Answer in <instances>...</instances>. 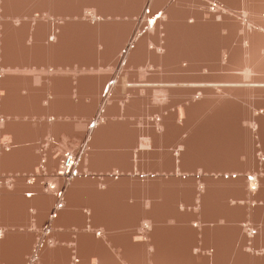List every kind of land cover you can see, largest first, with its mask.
I'll list each match as a JSON object with an SVG mask.
<instances>
[{
  "label": "bare ground",
  "instance_id": "6f19581e",
  "mask_svg": "<svg viewBox=\"0 0 264 264\" xmlns=\"http://www.w3.org/2000/svg\"><path fill=\"white\" fill-rule=\"evenodd\" d=\"M155 1L158 3L161 2V4L164 5L163 9L168 5L164 0ZM212 1L213 3L218 2L214 6V11H210V6H207L209 3L207 2V4L206 0H200L198 2L200 4L199 8H203L196 10L197 12L195 11V17L192 23L188 22V25L191 27L196 24L197 21L202 25H210L220 37V42L208 49V53L202 60V66L198 65V59H196L199 55L194 54L196 51H200V46L190 47V52H178L180 48L176 44H173L172 41L168 40L167 26L162 20L155 17V14L144 16L145 24L143 27H145V30L144 33H140L138 37L136 32H131L132 30H128L127 32L121 30L122 34L123 32L126 33L124 37L126 42L122 48L119 50L117 49L118 54H116L117 50L113 49L108 37L101 33V31H103V29H101L102 27H105L106 24H112L110 22L114 23V21H112V17L110 20L108 19L109 14L99 15L98 11L91 10L89 12L87 8L80 7L81 10L77 12L75 16L74 14L72 16L71 14L70 16L69 14L68 16L59 15L60 17H56L58 19L55 20L51 16L53 12L50 14L49 11H46L45 13L42 11L43 14L38 12L40 15L35 14L31 17L30 14L25 16L23 12L21 13L20 11L22 10L15 12L11 11V13L4 12L2 10L0 11V109L4 112L2 115L0 114V169L2 172H10L9 168L12 165V160L17 156L16 161L19 167H21L23 163L22 167L24 172L32 174L27 182L24 181L25 179H23L21 174L17 173H12L11 176H6L5 178L0 179L2 180V183L0 184V264H36V262L37 264H137L136 262L124 261V259H134L136 257H142L145 259L146 262L143 264H197L198 261L199 263L201 261L200 264H264L260 262V259H262V257L264 258V253L259 252L260 250L264 251V240L263 242L259 240L251 242L249 246L245 245L239 250H235L233 247L236 239L234 237V229L232 227H235L241 222V216L234 212L238 203L232 205L229 200L231 199L232 201H237L239 198L226 197V200L224 199L225 204L218 208V210L222 211V213L233 211V213L227 214L221 218H225L227 220L222 221L219 218L221 221L217 222L215 225L206 224L207 222L205 219H199V217L208 218V212L215 209L213 208L214 206L210 205L211 200L209 199V197L212 196V188L214 185L211 184L212 182L209 183L204 180V168L198 167L197 164L194 167H186L188 169L186 171H190L191 173L185 174L184 176L180 173L183 169L180 162L182 163L185 159L180 158L181 160H179L178 157L188 152L186 151L187 149H184V142L187 141L186 139L188 135L185 137L180 136V141L177 145L178 149H176L177 157L173 154V150L171 152H166L168 154V156L166 155L167 157L160 156V163H162L160 167L172 170L169 173L171 175H168L169 179L154 178L149 179L147 182V185H150L148 188L152 187V185L154 187V183L157 182H164L166 184L169 182L176 184V186H174L175 188H173L176 190V194L175 196L173 194L171 195L174 196V198H170L172 201L169 208H171L170 210L177 216L174 215L175 217H172L171 219L166 217L158 219L155 215L156 211L163 210V208L168 207H157L155 205L156 202L154 203L153 201L152 205H147L144 209V211L148 212V215H146L143 211H140L135 215L134 220L132 221V229L127 231H118L108 229L105 226L103 227V225L100 226V220L101 218H105V225L111 226L113 223L108 221L110 217H115L116 220L118 215L117 213L122 214L125 207L132 210L136 208L137 204H130L131 200H129V202L127 199L125 200L121 196V193H123L122 188L124 185L129 183H141V181L133 180L135 179L134 176L130 177L126 174L121 175V173H124L128 168H131V174H133V167H136V171H138V164L135 160V154L133 155L132 152L128 151V155L124 156L123 152L119 151V157L116 158L117 160L115 159L116 162L113 163L111 161L112 163L108 165L109 161H107V165L105 164L103 166L102 164H99V166H97L94 164L97 157H105L106 154L98 151L95 145L92 146V143L99 141L98 138L101 139L102 134H104L105 131L104 128L114 122L118 123L122 120H119V118L113 120V115L112 118L107 115V118L105 116V118L103 117L104 119H102V117L100 118L97 116L95 119L93 113L96 114V112L95 110H91L93 115L89 112L86 115L87 118L92 117L91 121H88V123L86 122L88 125L85 123L86 127L84 129L80 128V130H82H78L79 132L76 133V135L71 136L70 134L69 136H66L65 131H63L64 133H60L62 130L61 124L64 122L67 123V119L65 113H62L61 111L59 112V108H65L66 106L58 105V103H55L54 100V98L59 94V92H57L58 88H77L78 86H88V88H102V90H104L106 86L110 88L114 82V86H120L122 90L129 83L127 82L129 79L125 78L121 84H118L117 78L115 77L116 72L112 69L104 70L98 66L84 68L83 66L75 64L74 61H70V59L74 60L75 56H77V49L79 51L86 50L84 47H80V45L77 48L79 43H77V45H75L76 43L73 44L75 41L73 36L78 28H81V31H83L82 28H97V30L99 28L100 33L97 35L96 39L92 40L93 46L91 44V46L96 50L98 57H104V59H114L115 64L126 59V65L132 59L140 60L137 63H134L137 66L135 73L138 76L137 78L140 80H138V84L145 87H152L154 91L151 93L152 97H150V99L152 98V101H157L156 105L151 103L152 110L155 111L157 115L153 118L150 117L152 119H149V121L146 120L148 124L151 122V124L155 125L153 130L154 136H162L164 134L168 135L171 133V131H173V127L166 125L164 120L166 117H173L175 114L181 112L180 109H178L174 115H172L171 112H169V115L168 113L165 114L166 110L164 112V107H168L172 102L173 93H171L172 90L170 89H182L183 87L188 86L195 87L193 85L180 83H186L191 80L195 81L199 79L206 80V78L213 75L210 74V72L211 69L217 65V61H219L221 66L225 65L227 62L230 65L235 64L240 66L243 68V73L245 74H243V76L240 75L239 78L242 80L249 79L250 81L248 80V82L255 81L257 77L253 76L255 74L251 73H256V71L252 70V64H248V66L245 63V57H247V55L249 57L253 55L257 62L259 61L260 63H264V55H262V53L260 54V51H264V33L253 28V26H255L264 31V22L259 21L257 24L253 21V23L250 21L248 22V16L250 14L247 12H251L256 8V12L259 11V8L264 9V4H259L261 3L260 1L264 2V0H251V6L248 3L245 5H249L253 10L251 9L250 11V9H248L246 12L245 8V11H240V13L233 11L235 0H225L227 6L224 4L225 6L223 5L222 8L220 4L223 2L219 3L220 0ZM184 2H186V0H181V3ZM248 2L250 3V0ZM230 12L231 14H229ZM238 16L241 18H237ZM254 17L256 16L254 15ZM7 18H9V20H7ZM25 18L27 20H24ZM33 23L34 25H32ZM134 24L136 25V22H134ZM89 29L87 30L89 31ZM68 30H73L74 33L72 32L71 36H68ZM85 30L84 33L87 32ZM139 32L141 31L139 30ZM234 32H242V42L238 45L229 46ZM50 36L54 37L53 41H49ZM29 37L31 38V42L28 45L27 41ZM161 41L164 42L162 45L159 44ZM243 42H246L245 46L243 45ZM149 44H152L153 46L150 47ZM99 47H101V50H98ZM184 49L187 50L188 48ZM192 51L194 53H192ZM64 55H70L67 60L69 62L66 64H64V62L58 63L53 60L58 56H62L65 59ZM27 56L33 58L35 57L37 59H44L45 57H48V60L44 59V66L40 65V69H37V63L33 66L25 65L24 57ZM59 61H61V58ZM243 63L247 66H243ZM249 63H251V61ZM262 66H264V64H262ZM7 68L9 69L8 71L6 70ZM202 70H206V73H202ZM187 71H194L197 73L189 74L186 73ZM178 72H184L186 74L178 75L176 74ZM111 76H114L116 81L113 80V78L111 79ZM251 83L253 84V82ZM113 89L117 90L118 88L116 89L113 87ZM215 89L217 88L213 89L214 92L205 91L204 93H201L200 98L196 97V94L191 95L187 105L203 102L206 100L205 97L207 98L211 94H215ZM61 92L63 93V90ZM101 92V99L103 97L104 100L105 95L103 96ZM65 94L67 95L66 92ZM73 97L77 99L78 95L76 91L73 92ZM31 98L35 101L30 104L24 103L26 99ZM121 98H117V100H121ZM99 99L100 98L97 97L98 101L94 102L97 104L92 105L94 108H98L97 110H99L105 102ZM130 99L132 98L129 96L126 100L119 103L118 106L120 107V114H124L125 108L127 106L129 107L131 101ZM84 101L85 100L82 102ZM43 103H45V105H43ZM29 105L31 107L38 108L36 113L48 111L49 115L46 117L52 118V120H46L43 121V123L30 121L31 128L28 129L29 127H27V122L24 120V117L26 114L25 108ZM85 106L87 107V105ZM57 107L58 111H55L54 108ZM86 107L85 109H87ZM110 112L111 110L109 113ZM115 114L116 113H114V115ZM124 117H122L123 120ZM258 117V120H260L261 116ZM91 122L94 123L93 127L95 125L97 126L94 131H92L89 127ZM178 123L179 121L176 124ZM255 124L257 123L255 122ZM81 125H84V123ZM81 125L79 124V126ZM257 126L259 125L257 124ZM157 127H159V130L162 131L158 132ZM76 128L79 129L78 127ZM91 132H93L92 136ZM32 133L34 134L33 136H31ZM177 134H180V132ZM87 136H91L90 140H88L90 143V145L88 144L89 146H87V144H83ZM34 138L44 140L42 143L43 152H41V154L45 155L44 157L39 154L37 155L35 153V148L33 151L27 150L25 146H19V149L15 148L17 144L30 142ZM66 138L69 139L64 142L63 140ZM81 144L88 148L87 151H83L81 161H79V167L81 169L77 171V173L80 172L81 175H76L72 182L67 181L66 173L74 171V167H76L78 162L75 159L76 155L81 154V152H78V148L82 146ZM139 144H142L143 147H151L150 140L149 143L139 141L136 151L137 154L148 151L146 149H139ZM44 145L47 146L44 147ZM4 146L5 148H3ZM72 152H74V158L70 157ZM66 156H69V158L65 159ZM43 158L46 159V162L42 166L45 170L39 168L40 160ZM99 160L101 161V159ZM189 161H193V159L190 158ZM41 162H43V160H41ZM92 169L98 170V172L102 173L96 174ZM85 170L86 173H89L90 175H86L84 172ZM233 170H235V168L233 169L231 167H227L221 169L220 171L233 173ZM44 172L47 173V176L45 177H43ZM51 173H53V175H51ZM107 173H109V175H107ZM112 173H117L118 178L115 179L114 177L116 175ZM249 175H251L252 179L250 182H244L245 187L255 189L256 187H259L260 181L264 182V180H262L256 173ZM43 178H47L49 181L47 182L49 183V194L44 192V188L47 184H41L44 180ZM99 178H101V180ZM31 179H33V182L30 184L29 181ZM7 180H10V182L6 183ZM23 182H26V184H23ZM147 185H144V187H147ZM8 186H10V188H8ZM100 186L104 188H101ZM179 192H181V196L179 195ZM27 193H30V195L26 196ZM59 193L60 196L58 195ZM62 195L66 197L65 201L67 202V206H75L77 209L71 210L63 208L57 211L56 215L59 213V216L54 223L57 227L63 228V231L65 232L56 234L59 236L65 234L69 235V233H71L72 236L74 234L76 236L72 237L73 240L66 241L64 245H60L56 239H53V242H51V240H47V242H51L52 245H46L45 242V244L41 245L43 239L46 238V230L41 227L38 228V226H40L38 223L41 222L42 227L50 225L51 216H53L56 210L54 206L57 202L59 203V197ZM10 198L15 201L14 207H10L9 204H7V200ZM167 198L165 200H160L166 201ZM180 199H182L181 202ZM61 200H63V198H61ZM197 200L199 201L198 203H196ZM189 203H193L194 205L190 208V211H187L183 208L182 204ZM31 207H33L32 210L35 211L34 214L28 212ZM17 211H20L19 214H23V220L17 223L9 222V218L19 215L16 213ZM85 211L86 213H84ZM111 212L114 213L113 216L110 215ZM104 213L106 215H104ZM184 213L187 214L186 219L189 216L187 220L184 219V222L188 224L185 226H188V228L192 231V245L185 249L186 251L184 253H178V255L176 253L175 256H171V254L169 255V252H166L165 250L163 251L160 245L164 242V236L166 237L165 234H171L173 232L156 229V226H166L168 230L176 226L180 227L182 220L180 216L181 214L184 215ZM261 223L262 224L259 226V229L262 231L264 236V218L261 220ZM243 226L240 228V238L242 237L243 240L255 238L254 235L248 238V234L246 232L247 229ZM71 227H73V230L67 231L68 229H71ZM207 227H211L210 232L205 230ZM224 228H228L229 237L227 234L226 236L224 235L225 231L222 230ZM204 231L209 233L207 234L208 236L204 235ZM47 234H49V232H47ZM125 234L129 236L128 243H133L134 241L137 242L141 250L140 253L129 252L123 249L126 243L124 239ZM178 235L179 234L177 233L176 236ZM200 235H202L203 238L201 236V240L198 241L197 238ZM32 236H34V238H32ZM35 236L38 237V242ZM226 237H228V240ZM196 243L201 246H198ZM15 245L20 246L21 249H19L18 252L11 254V262H3V260L9 258L7 254L4 253L5 249ZM45 245L47 246V250L43 252V247ZM246 248H250L252 251H246ZM194 249H198V251L194 253ZM255 251H257V253ZM72 256H74V259ZM170 258H178L180 260L178 262L168 261Z\"/></svg>",
  "mask_w": 264,
  "mask_h": 264
},
{
  "label": "rangeland",
  "instance_id": "374dc122",
  "mask_svg": "<svg viewBox=\"0 0 264 264\" xmlns=\"http://www.w3.org/2000/svg\"><path fill=\"white\" fill-rule=\"evenodd\" d=\"M15 0H0V7L3 6V2L6 3H13ZM27 1V0H25ZM36 0L33 1H27L26 8H23L21 13L29 15L30 17L32 15L36 14V9L37 8V3H35ZM92 0H77V9L80 7L87 8V10L90 12L91 10L97 11L95 8L97 5H91ZM104 2L102 3L103 8H110L112 12H109L108 19L110 20L111 17L112 19L116 18H122L123 14L126 13V10L129 12H132V7H134L135 4H126L124 3V0H103ZM130 1V0H129ZM200 1V0H199ZM198 0H186V2L181 3V0H173L172 3L171 1H168L167 8L163 9V4H161V10L156 14L155 17H161L159 20H162L163 23L167 26L168 29V40L172 41L173 44H176L180 49L178 52H190L189 49L190 47H197L200 46V51H196L192 53L199 55L198 58V65L202 66L204 56L208 53V49L212 48L215 44H218L220 42V37L219 35L216 34L215 30L213 27L210 25H202L196 22L192 27L188 25L189 23H192L194 20V14L195 11L198 9H202L203 7L199 8V2ZM212 0H206V3L208 2L210 6V11H214L215 9V4L218 2H210ZM225 0H220L219 3L221 8L225 4ZM249 0H235L234 2V7L233 11H236L237 13H240V11H248L250 9L251 11V0L250 3L248 2ZM240 2V3H239ZM244 2V4H243ZM246 2V3H245ZM261 3L259 4H264V2L260 1ZM94 3V2H93ZM242 3V4H241ZM249 5H245V4ZM198 4V5H197ZM262 4V5H263ZM86 5V6H85ZM224 5V6H225ZM172 6V7H171ZM227 6V5H226ZM245 6V7H244ZM248 6V7H246ZM197 7V9H196ZM237 7V8H236ZM257 7V6H256ZM261 7V6H259ZM258 7V8H259ZM264 7V6H263ZM30 8V9H29ZM132 8V9H131ZM246 8V9H245ZM29 9V10H28ZM34 9V11H33ZM242 9V10H241ZM245 9V10H244ZM257 9V8H256ZM256 9H252L253 11L247 12L250 15L248 22H254L257 24V22H264V9L259 8L258 10L261 12H256ZM28 10V11H27ZM163 10V11H162ZM1 11V10H0ZM12 10H9L7 12L11 13ZM162 11V12H161ZM6 12V11H4ZM15 12V11H14ZM32 12V13H30ZM50 12V11H49ZM145 12L148 13L149 9L146 8ZM197 12V11H196ZM3 13V12H2ZM99 13V12H98ZM255 13V14H254ZM107 14V13H106ZM105 13H100L99 15H106ZM231 14V12L229 13ZM254 15L256 17H254ZM1 16V13H0ZM146 16V15H145ZM128 17V16H127ZM129 17H136V16H129ZM260 17V18H258ZM237 18H241L238 16ZM251 18V19H250ZM258 18V19H255ZM1 19V18H0ZM43 19V18H42ZM85 19V18H83ZM196 19V18H195ZM255 19V20H254ZM9 20V18H7ZM24 20H27L26 18ZM252 22V23H253ZM34 25V23L32 24ZM254 29L257 31H262L260 28H257L253 26ZM81 29V28H80ZM79 28L78 30L74 33L73 39L75 41L73 44L77 45V48L79 47H84L86 50L79 51L77 49V56H75V59L70 61H74L75 64L83 66L84 68L86 67H101L102 69H112L114 70L115 77L117 78V83L121 84L123 79H129L126 82V88L122 87L123 89L121 90V87L116 85L114 86V82L112 83L111 87L109 88L106 86L104 89L106 95L104 96L105 101L103 103V106L100 107L99 110L98 108H94L93 106L91 107H65V108H59V112L61 111L62 113H65L66 116V122L61 124L62 132L65 131V135L71 136L76 135L80 130V128H85L86 124L88 121H91V118H87V113H91L95 117V119L98 117H102V119L111 116H114L112 119H117L122 120L120 123H112L111 125H108V127L104 128V134H102L101 139L99 141L92 143V146H96L98 151H101L102 153L104 152L106 154L105 157H97V160L95 161V165L99 166L101 165H107V161H109L108 165L111 164L112 162H116V158H118V152L122 151L124 156L128 155V151L132 152L133 155L135 154V160L137 161V168L138 171H136V167H133V174H131V168H128L124 173H121V175L126 174L131 176H134L136 181H141V183H129L124 185L123 193H121L122 197L129 202L131 200V203L137 204L136 208L134 210L129 209L125 207V209L121 212L122 214L117 213V218L115 220V217H110L109 222H112L111 226H106L105 218H101V223L100 226L103 225L108 229L112 230H118V231H127L133 228L132 226V221L134 220V217L137 213L140 211H143L146 215H148L147 211H144L145 207L147 205H152L153 201L157 207H168V208H163V210H157L155 215L157 216L158 219H163V218H168L171 219L172 217L177 216L175 213H173L169 208V205L171 206V201L174 198L176 194V190L173 189L176 186L175 183H162V182H157L154 183V187H149L150 185H147V182L149 179H154V178H162V179H169L168 175L171 169L168 168H162L160 167L162 165L161 162V157L160 156H168L166 152H171L173 150V154L175 157H177L176 149H178V143L180 141V136L187 137V141L184 142V149H187L188 151L186 154L180 155L178 158L185 159L182 163L180 162V165L183 166V169L181 170L180 173L183 174H189L191 173L186 167H194L196 164L198 167H203V174H204V180L206 182L211 183L213 186V192L212 196L209 197L211 200L212 206H214L211 211L208 212V218H201L199 219H205L207 222L206 224H217L219 221H224L227 219H221L222 217L226 216L227 214H231L232 212H225L222 213V211H219L218 208L225 204V198L230 197V198H239L237 201H232L231 199L229 200L232 205L235 203H238V205L235 207V213L240 217V223L236 225L235 227H232L234 229V237L236 239V242L234 243V249H241V247L245 245H250L251 242H255L257 240L263 242V233L260 231L259 226H261V220L264 218V182L260 181L259 187H256L255 189H250L249 187H245V181L250 182L252 179L251 175L249 174H258L259 177L264 180V66L260 63L259 61L257 62L256 59H254L253 55L250 57L247 55L245 63L248 65L252 64V70H255L256 73H251L255 74L253 76H256V82H248L249 79H240V75L243 76V68L240 66H237L235 64L230 65L228 62L221 66L219 64V61H217V65L211 69L210 74H213L211 77L206 78V80L199 79L195 81H183L186 83H180V84H188V85H193L195 87H183L182 89H170L172 90L171 93H173L172 96V102L169 104V106L164 107V112L166 110V113L168 115L170 114L169 112L174 115V113L180 109V113L175 114L173 117H166L165 118V124L170 125V127H173V131L169 133L168 135L164 134L162 136H154L153 135V130L155 128L154 124H151V122L148 124L146 122L149 121V119H152L157 113L152 110L151 103L153 105L157 104V101L153 100L151 93H153L154 89L152 87H145L141 86L138 84V76L135 73L137 70V66L134 63H137L140 60H135L132 59L130 62L127 63L126 65V59L123 61H119L117 64H115V60L113 59H104V57H98L96 54V50L92 47V40L96 39L97 35L100 33V30L98 28L95 29H89V28H82L83 31H81ZM89 29V31L87 30ZM103 31H101L102 34L108 37V39L111 42V45L114 50H119L122 48L126 42L124 40L123 42V34L121 30H124L127 32L128 30H132L131 32H136L137 37L140 35V33H144L145 27H140V28H135V27H111V26H105L102 27ZM84 30L87 31L84 33ZM140 30L141 32H139ZM143 30V31H142ZM138 31V32H137ZM78 33V34H77ZM77 34V36H76ZM80 34V35H79ZM76 36V37H75ZM81 37V38H78ZM219 37V39H218ZM82 39V40H81ZM125 39V38H124ZM242 32H234L231 41L229 43V46L232 45H238L242 42ZM54 37L50 36L49 41H53ZM218 40V41H217ZM84 41V42H83ZM91 41V42H90ZM223 41V40H222ZM31 42V38H28L27 44L29 45ZM89 42V43H88ZM82 43V44H81ZM88 43V44H87ZM164 42L161 41L159 44H163ZM1 44V43H0ZM92 44V46H91ZM203 44V45H202ZM243 45H246V42H243ZM150 47H152V44H149ZM202 46V47H201ZM184 48H188L187 50ZM98 50H101V47L98 48ZM118 50L116 51V54H118ZM264 55V51H260V54ZM27 55V54H23ZM67 55L65 59L62 56H58L57 58H61V61H56L58 63H63L66 64L69 61ZM67 57V58H66ZM254 59H252V58ZM29 58V59H28ZM31 58V59H30ZM48 58V57H47ZM46 57L44 58L45 60H48ZM249 58V59H248ZM43 58H33V57H24V63L25 65H34L35 63L42 62L44 60ZM55 59V58H54ZM64 59V60H63ZM1 60V59H0ZM44 60V61H45ZM122 60V59H121ZM248 60V61H247ZM253 60V63H252ZM113 61V62H112ZM129 61V59H128ZM251 61V63H249ZM30 62V63H28ZM110 62V63H109ZM257 64H256V63ZM1 63V61H0ZM115 65H114V64ZM120 63V64H119ZM245 63H243V66H245ZM7 64V63H6ZM246 65V66H247ZM248 65V66H249ZM255 65V67H254ZM258 65V66H256ZM260 65V67H259ZM110 66V67H109ZM233 66V67H232ZM245 66V67H246ZM114 67V68H112ZM254 68V69H253ZM257 68V69H256ZM7 71L9 70L8 68L6 69ZM26 70V69H24ZM246 70V69H244ZM258 70V72H257ZM260 70V71H259ZM133 71V72H132ZM242 71V72H241ZM263 71V72H262ZM174 72V71H172ZM245 72V71H244ZM261 72V74H260ZM186 73L189 74H194L197 72L194 71H187ZM184 72H178L176 74L178 75H183L186 74ZM202 73H206V70H202ZM237 75V79H236ZM235 78H234V77ZM116 81V78L114 79V76H111V79ZM259 79V80H258ZM241 80V81H240ZM137 81V82H136ZM140 81V80H139ZM250 81V80H249ZM178 82V81H177ZM255 82V83H254ZM110 83V82H109ZM244 83V85H243ZM172 84V83H171ZM250 84V85H249ZM36 85V84H34ZM177 85V83H176ZM248 85V86H247ZM253 85V86H252ZM128 86V87H127ZM205 86V87H204ZM207 86V87H206ZM211 86V87H210ZM109 89H108V88ZM113 87H115L117 90H114ZM215 89V94H211L207 98L205 97L206 100H204L201 103H196L193 105H187L190 96L195 95L196 97H201V93H204L205 91H213ZM254 88V89H253ZM120 89V90H119ZM149 90V91H148ZM217 90V91H216ZM148 91V92H147ZM176 92V93H174ZM217 92V93H216ZM219 92V93H218ZM122 98H121V97ZM132 98L130 99V105L129 107L127 106L125 108L124 114H120L119 110V103H121L123 100H126L127 97ZM50 97V96H49ZM190 97V98H189ZM117 98H121V100H117ZM110 99V100H109ZM150 100V101H148ZM30 101V102H29ZM35 100L31 99H26L24 103L30 104L34 102ZM150 102V103H149ZM115 103V105H114ZM117 103V104H116ZM45 105V103H43ZM108 106V107H107ZM118 108H117V107ZM131 106V107H130ZM183 106V107H182ZM26 107V106H25ZM92 108V109H91ZM182 108V110H181ZM55 111L58 109L54 108ZM85 109V110H84ZM26 114L24 117V120L27 122V127L28 129L31 128L30 121L35 122V123H43V121L46 120H52V118H47L46 116L49 115L48 111H43L42 113H36L38 111V108L31 107L30 105L25 108ZM95 110L96 114L93 113L92 111ZM97 110V111H96ZM111 112L109 113V111ZM115 110V111H114ZM58 111V110H57ZM85 111V113H84ZM114 111V112H113ZM119 111V112H117ZM4 112L3 110L0 109V114L2 115ZM114 113H116L114 115ZM41 114V115H40ZM110 114V115H109ZM108 115V116H107ZM120 115V116H119ZM126 117H124V116ZM43 116V117H42ZM64 116V117H65ZM71 116V117H70ZM258 116H261L260 120ZM68 117V118H67ZM93 117V118H94ZM104 117V118H103ZM124 117V120L122 119ZM152 117V118H150ZM31 119V120H30ZM179 121L178 124H176ZM87 122V123H86ZM99 122V120H98ZM173 122V123H171ZM255 122L257 124H255ZM84 123V125H81ZM86 123V124H85ZM162 123V122H161ZM66 124V125H65ZM79 124L82 126H79ZM65 125V127H64ZM88 125V124H87ZM94 123L91 122L89 127L94 131L96 129V125L93 127ZM63 126V127H62ZM78 127L79 129H77ZM93 127V128H92ZM34 129V128H33ZM98 129V128H97ZM69 132H68V131ZM79 130V131H78ZM76 131V132H75ZM157 131L161 132L162 130H159V127H157ZM75 134H74V133ZM180 134H177L179 133ZM91 132V136H92ZM73 134V135H72ZM34 134L32 133L31 136ZM90 137L87 136L85 142H83L84 145L87 144V146L90 145L89 141ZM66 138L63 141H68ZM97 139V140H98ZM49 140V139H47ZM149 140L151 141V147H143L142 144H139V149H146L145 153H136L137 151V145L138 142L143 141L144 143H149ZM43 139L39 140H33L30 142H27L25 145L32 146L35 148V151L37 149L38 154L41 156H45L44 154H41L43 152ZM97 143V144H95ZM83 144L82 146L78 148V152H81V154L76 155V160L77 165L74 167L73 172H68L66 173V179L67 181H73L74 177L76 175H81V173H77L81 168L79 167V161H81V155L83 154V151H87L88 148L85 147ZM89 144V145H88ZM22 144L19 143L15 146L16 149H19ZM47 145H44L46 147ZM62 147V145H61ZM5 148V146L3 147ZM28 150V149H27ZM46 150V148H45ZM74 152H72L70 157H73ZM18 154V153H15ZM67 155V154H66ZM137 155V157H136ZM39 156V157H40ZM166 156V157H167ZM108 157V158H107ZM16 157L12 160V165L9 168L10 172H2L0 169V179L5 178L6 176H11L12 173H17L21 174L23 176L24 181L27 182V180L30 178L32 174H28L27 172H24L23 170V163L22 166L19 167L16 161ZM69 156H66L65 159H68ZM74 158V157H73ZM159 158V159H158ZM193 159V161H189ZM101 159V161L99 160ZM116 159V160H115ZM168 159V158H167ZM43 160V162H41ZM40 160V165L39 168L45 170L42 166L46 162V159H41ZM160 160V161H159ZM71 161V160H70ZM112 161V162H111ZM97 162V163H96ZM102 162V163H101ZM159 162V163H158ZM172 166V163H171ZM231 167L235 168L233 170V173L225 172V171H220L221 169ZM77 168V169H76ZM237 168V169H236ZM239 168V169H238ZM166 169V170H165ZM93 170V169H92ZM20 171V172H18ZM24 172V173H23ZM86 173V170L84 171ZM94 173L100 174L102 172H98V170H93ZM23 173V174H22ZM50 173V172H49ZM59 174V173H58ZM116 175L114 178H118L117 173H112ZM111 174V175H112ZM177 174V173H176ZM53 175V173H51ZM86 175H90L89 173H86ZM109 175V173H107ZM47 176V173H43V177ZM70 176V177H68ZM93 177V175H92ZM123 177V176H122ZM177 177V176H175ZM44 180L41 182L42 185H46L44 188L45 193H50L48 191L49 186L47 182V178H43ZM101 180V178H99ZM148 179V180H147ZM120 181V180H118ZM10 182V180H7L6 183ZM26 182H23L26 184ZM33 182V179L29 181L31 184ZM2 183V180H0V184ZM156 184V185H155ZM161 184V185H160ZM171 184V185H170ZM144 185H147V187H144ZM160 185V186H159ZM127 186V188H126ZM157 186V187H155ZM166 186V187H165ZM168 186V187H167ZM101 187V186H100ZM162 187V188H161ZM10 188V186H8ZM104 188V187H101ZM165 188V189H164ZM167 188H172V189H167ZM164 189V190H163ZM52 190V189H51ZM169 190V191H168ZM163 191V193H162ZM168 191V194H167ZM171 191V192H170ZM125 193V194H124ZM162 194V195H161ZM174 196H171V195ZM30 193H27L26 196H29ZM60 196V193L58 194ZM170 195V196H168ZM179 195L181 196V192H179ZM156 200H155V198ZM165 197V198H164ZM168 197V198H167ZM63 198V200H61ZM65 196L62 195L59 197V203L57 202L55 204V215L58 210L60 209H71V210H76L77 207H69L67 206V202L65 201ZM167 198L166 201H164ZM164 199V200H160ZM225 199V200H224ZM161 201V202H160ZM169 201V202H168ZM182 199H180V202ZM199 201L197 200L196 203ZM166 203V204H165ZM170 203V204H169ZM7 204H9L10 207L15 206V201L10 198L7 200ZM164 204V205H163ZM183 208L186 209L187 211H190V208L193 207V203L189 204H182ZM181 205V208H182ZM33 207H31L28 212L31 214H34L35 211L32 210ZM196 209V208H195ZM247 209V210H246ZM16 213H20V211H17ZM86 213V211L84 212ZM188 213V212H187ZM250 213V214H249ZM51 216V223L50 225H45L42 227V223L39 222L38 228H42L45 231V236L46 238L43 239L41 242L42 244L46 245H52L51 242H53V239H56L60 245H64L66 241L73 240V236H76L75 234L72 236L71 233L65 234V235H59L57 236L56 233H62L65 232L63 231V228H59L56 226L54 221L57 219L59 216V213L55 216ZM109 214V213H108ZM173 214V215H172ZM104 215H106L104 213ZM110 215H114V213H110ZM154 215V216H155ZM175 215V216H174ZM181 214V225L170 228L166 226H156V229H160L163 231H172L173 233L171 234H165L166 237L164 236V242L161 243L160 247L162 250L169 252V255H178V253H184L188 247L192 245V231L188 228L187 223L184 222V219H186L187 214L184 213V215ZM171 216V217H170ZM121 217V218H118ZM184 217V218H183ZM23 214H19L16 216H13L8 219L9 222H21L23 219ZM189 216L187 217V219ZM219 218L221 220H219ZM186 219V220H187ZM34 221V220H32ZM116 221V223H115ZM190 223V222H189ZM197 225V224H195ZM247 225V226H243ZM241 226L247 229V234L248 238L252 237L254 235L255 238L252 239H247L243 240L241 236ZM37 228V229H38ZM211 227H207L205 230L207 232H210ZM22 229V228H21ZM34 229V228H33ZM73 227L71 229H68L67 231H72ZM214 230V229H212ZM225 231L224 235L228 236V228L222 229ZM178 231V232H177ZM49 232V234H47ZM204 231V235L208 236L207 233ZM215 232V231H214ZM119 233V232H118ZM179 234L176 236V234ZM252 233V234H251ZM124 234V233H123ZM175 234V235H174ZM181 234V235H180ZM170 235V236H169ZM174 236V237H173ZM200 235L197 240H201ZM36 237V236H35ZM170 237V238H169ZM178 237V238H177ZM229 237V236H228ZM228 237L226 239L228 240ZM34 238V236H32ZM37 238V242L38 237ZM166 238V239H165ZM203 238V236H202ZM124 239L126 241L124 245V250L129 251V252H134V253H140L141 250L137 244L136 241L133 243H128L129 236L124 235ZM179 239V240H178ZM47 240H51V242H47ZM252 240V241H251ZM45 242V243H44ZM34 243V242H33ZM198 246H201L200 244L196 243ZM43 247V252L47 250V246ZM36 246V245H35ZM195 247V246H194ZM20 246L15 245L11 246L5 249L4 253L7 254L9 257L8 259L6 258L3 260V262H11V254L16 253L19 251ZM245 250V249H244ZM35 251V250H34ZM198 249H194L193 252L196 253ZM212 251V250H211ZM246 251H252L250 248H246ZM257 253V251H255ZM260 253H264L263 250L259 251ZM74 259V256H72ZM77 260V259H75ZM180 259L178 258H170L168 261H173V262H178ZM202 260V259H201ZM124 261L127 262H136L137 264H143L146 262L145 259L142 257H136L134 259H124ZM261 263H264V258L260 259ZM199 263V261H198ZM197 263V264H198ZM201 263V261H200ZM199 263V264H200ZM37 264V262H36Z\"/></svg>",
  "mask_w": 264,
  "mask_h": 264
},
{
  "label": "crops",
  "instance_id": "0c3cea01",
  "mask_svg": "<svg viewBox=\"0 0 264 264\" xmlns=\"http://www.w3.org/2000/svg\"><path fill=\"white\" fill-rule=\"evenodd\" d=\"M27 1H33V0H27ZM27 1H25V0H15L13 3L3 2L2 4H3L4 7H0V10L6 11V12L9 11V10L20 11L23 8H26V5L28 3ZM164 1H166V4H168L167 2L169 0H164ZM76 2H77V0H36L35 1V3H37V8H35L36 9V14L40 15V14L45 13L46 11L47 12L50 11L49 12L50 14H51V12H53L52 13L53 15L51 14V16L55 20L60 17L59 15L68 16V14H69V16H70V14H71V16H72L74 14V16H75V14L81 10L80 8L77 9ZM103 2H104L103 0H92L90 3H91V5H93V4L97 5V7L95 9L99 12V14L100 13L110 14L109 12H112V10L110 8H103V6H102ZM124 3H126V4H135L136 3L137 5L132 7L133 9L131 8L132 12H129V11L126 10V13L122 15L123 16L122 18H116V20L112 19V21H114V23L109 21L112 24H109V25L108 24H106V25L104 24L105 26L124 27V28H126V27L140 28V27L144 26V24H145V20H144V16L145 15L149 16V15L155 14V16H156L157 12H159L161 10V8H162L161 7V2L158 3L155 0H130V1L124 0ZM171 3H172V1H171ZM146 8L149 9L148 13L145 12ZM42 11H43V13H42ZM38 12L39 13L41 12V13L39 14ZM65 13H67V14H65ZM129 16H136V17L133 18V17H129ZM56 17H58V18H56ZM131 18H133V19H131ZM157 18L159 19L160 17H157ZM135 19H137V20H135ZM5 21H7V20H5ZM133 21L136 22V25L134 24ZM116 22H117V24H116ZM72 32H73V30H68L67 31V35L69 34L68 36H71ZM125 35H126V33L124 32L123 42H124ZM53 60L54 61H58L60 59L55 58ZM44 62L45 61L37 63L38 65H36V68L40 69V65L44 66ZM62 90H63V93L61 92ZM74 91L77 92V95H78L77 99H75L73 97V92ZM101 91L104 92L105 90H102V88H91V87L88 88V86H78L77 88L63 87V88H58L57 89V92H59V94L57 95V97L54 98V100H55V103H58V105H62V106H66V107H75L76 105H77L76 107H86L85 105H87V107L88 106L91 107L93 104H97V103H94V102L98 101L97 97L101 99V95H100ZM65 92L67 93V95L65 94ZM103 92H101L102 95L103 96L106 95ZM60 95H62V96H60ZM88 98H90V99H88ZM79 100H81V101H79ZM83 100H85L86 102L85 101L82 102ZM90 100H91V102H90ZM101 100H103V97H102ZM59 101H60V103H59ZM35 139L39 140L40 138H34L33 140H35ZM26 143L27 142H25V144ZM25 144H22L21 146H25L28 150L33 151L34 147L28 146V145H25ZM35 153L38 155V151L37 150L35 151Z\"/></svg>",
  "mask_w": 264,
  "mask_h": 264
}]
</instances>
